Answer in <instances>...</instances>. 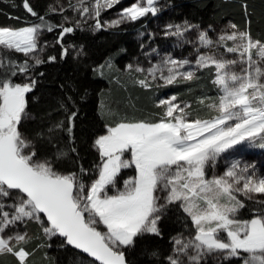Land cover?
<instances>
[{
  "label": "snow or ice",
  "instance_id": "1",
  "mask_svg": "<svg viewBox=\"0 0 264 264\" xmlns=\"http://www.w3.org/2000/svg\"><path fill=\"white\" fill-rule=\"evenodd\" d=\"M120 2L68 0L65 6L57 0L56 6L50 4L44 15H38L23 0V8L39 22L19 28L0 26V256L11 255L16 264H28L35 250H27L33 239L27 227L35 223L46 247L71 249L77 253L76 264H134L129 255L138 242L146 236L162 238V222L175 213L187 234L181 231L170 237L167 256L143 249L149 260L156 264H264V175L233 156L241 149L264 150V42L253 40L250 32L229 24L231 32L214 40L209 35L211 25L200 30L188 21L168 24L165 38H175L180 48L191 45L195 63L169 52L147 68L126 66L143 75L136 83L144 89L194 81L200 70L214 69L217 98L205 96L197 101L201 105L208 101L207 109L215 113L208 118H192L191 104L177 102L176 95L159 99L156 107L162 114L155 121L106 123L103 134L93 141L98 161L90 168L71 146L79 114L78 109L70 110L69 106H75L71 96L66 97L67 103L59 102L64 119L31 135L22 130L26 122L37 120L28 110L27 94L44 73L36 74L34 69L57 59L41 58L47 46L39 42L42 32L60 29L55 43L63 59L75 48L64 45L65 36L89 20L95 21L89 28L96 31L155 17L162 10L157 7L159 0H137L119 13V19L102 24V12ZM67 9L81 19L63 15L59 24L46 19ZM70 20L74 26H65ZM190 32L196 33L194 40L187 38ZM154 37L148 33L150 41ZM152 54L159 56L156 48L144 53L148 58ZM237 66L239 73L232 71ZM62 134H66L68 150L59 147L65 138ZM221 161L224 171L218 173ZM69 164L77 170H70ZM126 169H133L135 175L122 178ZM245 211L250 219L241 218Z\"/></svg>",
  "mask_w": 264,
  "mask_h": 264
},
{
  "label": "trees",
  "instance_id": "2",
  "mask_svg": "<svg viewBox=\"0 0 264 264\" xmlns=\"http://www.w3.org/2000/svg\"><path fill=\"white\" fill-rule=\"evenodd\" d=\"M171 9L172 23L188 21L199 25L200 28H208L209 25L217 26L235 24L238 31L250 32L256 41L264 42V0H165ZM29 5L38 15H44L49 5L56 6L54 0H28ZM246 5V8H245ZM62 14H52L46 19L59 24L62 22ZM18 17L19 20L14 19ZM37 17L31 16L23 8V0H0V26L19 28L32 23H38ZM65 26H74L72 22ZM146 27L145 22L120 24L112 28L76 29L67 34L63 40L65 46L74 45L69 49L68 55L60 58L61 47L56 44L60 29L48 33L45 31L44 39L53 40L54 44L46 46L41 58L56 56L54 63H45L34 69L36 74L43 72L38 77V82L33 92L27 94L28 110L37 117L34 122H26L23 131L31 135L41 128L46 129L52 122L65 118L63 111L59 110V102L71 96L75 101L74 108L78 109V117L75 121L74 146L80 157V162L90 168L98 161V152L93 147L96 136L103 134L104 125L127 121L148 120L155 121L162 114V109L156 107L158 97L165 92H170L178 97L179 102L191 104L192 118H208L215 113L210 112L205 105L199 104L198 98H217V90L212 84L214 69H202L197 73L198 79L186 83H178L166 88L144 89L136 83L143 79V75L135 71H128L130 65L142 52L141 44H145V37L140 36V31ZM163 42V39H158ZM82 54L77 55L78 52ZM18 58L23 59L21 54ZM17 79L16 82H21ZM24 82V81H22ZM213 90V91H212ZM48 113H51L49 116ZM60 140L59 147L68 150L69 144L66 134ZM49 146V151H51ZM71 154L69 160H71ZM69 169L76 171L71 164ZM124 172V171H123ZM134 173L133 169H127L122 173ZM93 179L95 177H92ZM86 183L90 181L86 179ZM251 218L247 211L242 219ZM32 228L30 236L32 242L27 250L33 252L28 258V264H76L77 253L71 249L58 251L55 246L46 247V240L39 230ZM163 237L146 236L137 244L135 251L129 255L134 264H156L149 260L143 249L148 252L158 250L163 256H167L172 245L170 237L187 230L183 229L176 220L175 213L169 216L161 224ZM47 253V256H45ZM0 264H16L11 255L0 256ZM238 264V262H231Z\"/></svg>",
  "mask_w": 264,
  "mask_h": 264
},
{
  "label": "rangeland",
  "instance_id": "3",
  "mask_svg": "<svg viewBox=\"0 0 264 264\" xmlns=\"http://www.w3.org/2000/svg\"><path fill=\"white\" fill-rule=\"evenodd\" d=\"M54 2H57V0H54ZM60 2L66 6L68 3V0H60ZM72 2L74 3L75 0H72ZM133 3H137V0H121L120 3L114 5L111 9H107V10L103 11L101 14V17H100L101 23L103 24L106 21L110 22L112 20L119 19V13L124 8L131 6V4H133ZM157 7L161 8L162 10L155 17L149 15L145 18H141L140 20H138V21H141V23L145 22V25H146V27L140 31V33L141 32L144 33L143 36L142 35H140V36L142 38L145 37V39H146L145 44H144L145 47L143 48L139 57L136 58L130 64L133 65V68H135L136 66L147 68L149 66V63L155 64L159 60L160 56H163L164 54L169 53V52L175 58H179V59L187 58V59L191 60L194 64L195 59H196V52L193 50V47L191 45H186L185 47L180 48V47L176 46V39L175 38H173V37L165 38V36H164L165 25L183 24L184 22L172 23L171 9H169V4L165 0H159ZM62 15H67L70 18L75 17L76 19H81L71 9H67L65 11V13H63ZM138 21H136V22H138ZM69 22H72L74 24V22L71 20ZM94 22H95L94 20H89L87 24L83 25L82 29H90L89 25L94 24ZM125 23H135V22H125ZM125 23H123V24H125ZM228 26H229V24L212 26L211 27L212 30L209 32L210 37L215 40L219 34L225 32V31L231 32V29H229ZM104 28H109V27H104ZM204 29H207V28H200V30H204ZM148 33H154L155 34L154 39H152L151 41L148 39ZM44 34H45V31H43L41 36H40V40H39L40 44L44 45L46 42L47 46L53 45L54 41L53 40L46 41L43 37ZM195 36H196L195 32H190L187 34L188 39L194 40ZM158 39H163V42H158L157 41ZM228 46H232V42H228ZM152 48H156L158 50L159 56H157L156 54H152L151 58L146 57L144 55V53L150 52V50ZM45 49H46V47L44 48V52H45ZM202 51L207 52L208 50L203 49ZM252 51H253L254 58H256V56H255L256 50L254 49ZM44 52L40 54L41 57L44 54ZM227 58L234 59L236 57L233 55H229ZM232 71L239 73L240 69L237 66V67L233 68ZM22 81L23 80H21V82ZM172 95L173 94L170 92H165L164 94L160 95L158 98L159 99L167 98V97H170ZM177 102H179V101H177ZM233 156L237 159H240L242 161V163L254 165L255 169L257 170L258 175H264V150L255 149V150L248 151V150L241 149V150L233 153ZM123 171L125 172V171H127V169L122 170V173H124ZM223 171H224V164H223V161H221L218 168H217V172L222 173ZM134 175H135V173H132V174L129 173V174H125L123 177L128 178V177H131ZM256 195L259 196L260 194H256ZM245 212L243 213L242 217L245 216ZM247 219H250V217ZM34 226L36 227L35 229L39 230L41 235H43L41 230L39 229L38 225H36L35 223H30L28 225V227H27L28 234L30 235V233H31L30 231L32 230V228H34ZM185 234H187V232H185Z\"/></svg>",
  "mask_w": 264,
  "mask_h": 264
},
{
  "label": "bare ground",
  "instance_id": "4",
  "mask_svg": "<svg viewBox=\"0 0 264 264\" xmlns=\"http://www.w3.org/2000/svg\"><path fill=\"white\" fill-rule=\"evenodd\" d=\"M213 91V90H212ZM218 95V94H217Z\"/></svg>",
  "mask_w": 264,
  "mask_h": 264
}]
</instances>
